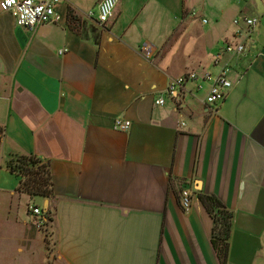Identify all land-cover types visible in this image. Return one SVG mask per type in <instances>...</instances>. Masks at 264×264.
<instances>
[{
    "label": "crops",
    "instance_id": "0c3cea01",
    "mask_svg": "<svg viewBox=\"0 0 264 264\" xmlns=\"http://www.w3.org/2000/svg\"><path fill=\"white\" fill-rule=\"evenodd\" d=\"M189 1L120 0L100 26L88 15L100 0H61L59 20L34 32L0 8V161L48 159L54 182L53 198L34 196L53 217L44 234L14 220L19 251H44L30 264H220L200 193L233 212L230 264H264V0ZM240 16L259 19L250 37ZM239 41L224 102L206 101L208 82L181 100L166 92L186 72L217 73L216 54ZM19 183L0 177L11 202L30 197Z\"/></svg>",
    "mask_w": 264,
    "mask_h": 264
},
{
    "label": "built area",
    "instance_id": "2783aa9c",
    "mask_svg": "<svg viewBox=\"0 0 264 264\" xmlns=\"http://www.w3.org/2000/svg\"><path fill=\"white\" fill-rule=\"evenodd\" d=\"M61 0H0V8L3 12L11 13L19 26L28 28L33 32L36 29L49 22H57L59 16L56 11L57 5ZM120 0H100L95 10H90L88 15L95 17L100 26H104L113 18L116 8ZM258 18L253 16L237 17L234 24L238 27L236 33L245 34L250 37L252 31L258 24ZM206 22V19H204ZM242 25L246 26L244 30ZM247 43L239 41L235 43H227L215 56L214 63L220 67L217 73L211 71H189L185 74L171 78L167 86L166 92L174 99L181 100L187 93L195 95V90L188 87L189 83H195L196 88L202 87V82L210 83L206 96V101L217 106L224 102L227 98L233 81L230 77L232 67L228 60L224 57L226 54L235 55L242 54L247 50ZM142 54L147 57L152 56L153 50L150 46L144 45L141 49ZM165 99H158V104H163ZM184 124V123H183ZM132 125L131 120L117 116L114 120V127L119 130H128ZM182 204L188 209L191 207V195L188 190L182 191ZM29 211L40 217L37 226L41 228L44 224L43 211L41 208L30 205Z\"/></svg>",
    "mask_w": 264,
    "mask_h": 264
},
{
    "label": "trees",
    "instance_id": "16d2710c",
    "mask_svg": "<svg viewBox=\"0 0 264 264\" xmlns=\"http://www.w3.org/2000/svg\"><path fill=\"white\" fill-rule=\"evenodd\" d=\"M68 18L70 25L73 26L71 23L76 19V16L71 8L68 10ZM7 166L11 173L20 177L18 190L29 194L31 197H54V182L50 160L35 154H15L7 161ZM199 198L214 220L212 244L218 254L220 264H230L233 212L215 194L200 193ZM43 218L45 224L53 220L50 209L45 210Z\"/></svg>",
    "mask_w": 264,
    "mask_h": 264
},
{
    "label": "rangeland",
    "instance_id": "374dc122",
    "mask_svg": "<svg viewBox=\"0 0 264 264\" xmlns=\"http://www.w3.org/2000/svg\"><path fill=\"white\" fill-rule=\"evenodd\" d=\"M188 5L192 9L198 8L195 5V0H190ZM192 13L196 14V11L195 12L193 11ZM207 17L208 19H211L210 15H207ZM240 17H244V16H240ZM6 170H8L11 173V171L7 166V161L6 160L0 161L1 178L4 177V173ZM2 171L3 173H1ZM1 187L2 186H0V264H30L33 261L37 262L38 257L43 258V256H45L44 251H42L43 249L41 250V247L39 245H36V248L33 251L34 254H32L31 252H29L28 254L27 251L24 252L19 251L18 244L23 237L24 228L22 223L18 224L14 221L17 215L18 217L17 219L19 221L28 220L30 223V227L33 226V223L34 226H37V224L35 223V218H33L31 215L27 213L28 204H31L33 206L35 202H37L36 198L30 196V197H23L20 202L12 201L13 202L12 207H10V210L8 211V208L6 206H2V204L4 200H9L8 201L9 203L12 202L10 201L9 196L7 197L5 196V193L2 191ZM14 187H16V185ZM9 190L12 191L14 189L9 188ZM39 230L42 231L41 229ZM48 241H49L48 242L49 246L52 247L53 246L52 240L50 239Z\"/></svg>",
    "mask_w": 264,
    "mask_h": 264
},
{
    "label": "water",
    "instance_id": "95a60500",
    "mask_svg": "<svg viewBox=\"0 0 264 264\" xmlns=\"http://www.w3.org/2000/svg\"><path fill=\"white\" fill-rule=\"evenodd\" d=\"M45 208H48V205H46Z\"/></svg>",
    "mask_w": 264,
    "mask_h": 264
}]
</instances>
